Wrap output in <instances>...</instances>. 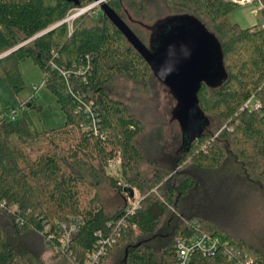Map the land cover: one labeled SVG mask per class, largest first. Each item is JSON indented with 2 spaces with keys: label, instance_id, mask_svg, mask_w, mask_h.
<instances>
[{
  "label": "trees",
  "instance_id": "trees-1",
  "mask_svg": "<svg viewBox=\"0 0 264 264\" xmlns=\"http://www.w3.org/2000/svg\"><path fill=\"white\" fill-rule=\"evenodd\" d=\"M92 3L0 0V77L20 94L26 88L20 64L32 60L65 115L64 126L39 131L26 110L36 107L35 100L0 111V264H31L27 256L45 264L42 255L60 247L55 223L70 217L83 224L65 250L53 253L54 264H86L101 236L114 243L98 264H177L175 244L193 221L222 245L214 255L194 254L191 264H237L243 253L264 264L261 251L229 235L215 208L208 211L217 186L226 194L264 180V0H255L262 17L248 28L231 21L237 4L226 0H108L149 46L164 38L158 26L178 17L193 19L215 37L224 74L199 91L204 122L197 139L187 136L178 105L170 128L149 130L113 97L121 78L147 93V102L158 98L156 82L164 84L101 10L65 22ZM253 96L261 109L242 111ZM113 159L120 162L117 176L110 174ZM144 163L154 167L151 176L143 174ZM234 164L249 166L255 179L235 173ZM126 188L139 193L134 214L127 211ZM104 190L118 199L109 202ZM28 234L40 235L42 246L23 243ZM226 243L240 256L230 258Z\"/></svg>",
  "mask_w": 264,
  "mask_h": 264
},
{
  "label": "rangeland",
  "instance_id": "rangeland-1",
  "mask_svg": "<svg viewBox=\"0 0 264 264\" xmlns=\"http://www.w3.org/2000/svg\"><path fill=\"white\" fill-rule=\"evenodd\" d=\"M105 2H108V0ZM254 2L255 0H251L250 3L237 4L230 15L231 21L237 23L241 28L256 26L261 21L262 16L259 14L261 9L256 7ZM95 4V2L91 4L93 5L91 10H101L100 6ZM74 14L75 13H71L67 19ZM93 14V16L96 14L99 15V11H94ZM188 21L189 18L184 17L172 18L159 29L157 34L164 33L166 29L173 25L185 24ZM143 42L149 46L148 37L146 38L145 36ZM149 48L152 51L156 49L154 46H149ZM20 71L26 84L25 90L20 94L13 91L6 77H0V111H3L6 107L18 109L23 103L28 102L32 98V100H35L36 107H27L26 110L27 115H29L28 117H30L36 129L42 131L64 126L65 115L62 113L54 95L44 86L41 70L34 65L32 60L28 59L20 64ZM34 86L39 88L37 93L33 90ZM113 90V97L125 102L129 106L131 112L141 119L146 126H149V130L156 128L161 129V126L170 128V122H172L171 112L177 107L178 101L173 97L167 87L157 81L155 90L158 98L155 99L151 97L148 102L144 100L147 93L135 86L128 79H119L114 84ZM20 120L21 117L15 121L18 122ZM169 128L165 129L166 132H163L170 134ZM165 133V137L169 136ZM233 166V169L236 170L235 173L240 176L250 181L255 179L251 174L249 166L246 165L242 167L240 164H234ZM242 168H247V172ZM141 170L146 176H151L154 172V167L150 166L148 163H144L141 166ZM110 174L117 176L118 166L116 170L110 171ZM248 175H250L252 179H249ZM255 181L258 183L252 190L248 188L249 186L242 189L239 185H236L226 194H223V192H225L223 189L218 193L219 186H217L213 192L217 194L210 203L211 210L208 211L209 213H214L215 208L217 213H219L218 220L224 222L226 219L224 225L228 227L229 235L248 243L249 246L258 249L264 254V180L258 181L255 179ZM103 192L106 194L109 202L118 199L116 195L109 192V190H104ZM134 192L135 194L132 202H137L139 200V193L137 190H134ZM247 192L250 194L249 198H245ZM230 193H232L231 196ZM8 221V223L12 225L11 220ZM14 239L19 240L17 237ZM23 239L25 240L23 243H26V245L41 247L43 244L40 235L28 234L23 237ZM47 253L49 252L42 255L41 261H44L45 264H54L52 256ZM26 260L31 264L40 263L29 256L26 257Z\"/></svg>",
  "mask_w": 264,
  "mask_h": 264
},
{
  "label": "water",
  "instance_id": "water-1",
  "mask_svg": "<svg viewBox=\"0 0 264 264\" xmlns=\"http://www.w3.org/2000/svg\"><path fill=\"white\" fill-rule=\"evenodd\" d=\"M65 1L77 6L80 4V0ZM93 1L140 54L155 76L169 88L178 101L177 116L187 136L191 139L199 138L204 122L203 113L199 108V91L204 83H217L224 74L223 57L215 37L189 18L185 24L173 25L166 29L165 34H161L163 40L160 38L156 49L152 51L128 28L106 0ZM160 28L161 26L158 30ZM125 192L130 198L134 197V189L126 188Z\"/></svg>",
  "mask_w": 264,
  "mask_h": 264
},
{
  "label": "built area",
  "instance_id": "built-area-1",
  "mask_svg": "<svg viewBox=\"0 0 264 264\" xmlns=\"http://www.w3.org/2000/svg\"><path fill=\"white\" fill-rule=\"evenodd\" d=\"M249 1L251 2V0H226V2H233L236 4H246L250 3ZM92 7L93 5H90L86 8L76 10L74 12L75 14L72 15L69 20H73L74 18L83 15L84 13L90 11ZM33 88V90L37 93L39 88L37 86H34ZM260 109L261 103L257 101L253 96L245 102L241 110L255 112L259 111ZM86 112L92 118L93 125L96 126V119L94 114H92V109L90 106H86ZM119 163L120 162L118 159L110 160L109 168L112 170H116ZM112 170L110 171L112 172ZM128 203L130 205L129 209L127 210L128 213L134 214L135 210L138 207L139 200L137 202H132V199L129 198ZM55 224L60 232V247L57 248L55 251H49V253H47L51 256L53 255V253L59 252V250L63 251L69 246L73 234H75L80 229L83 224V221L81 218L78 217H70L68 222H56ZM188 227L192 228V230L184 234V236L182 237L179 236L175 244L177 264H191V260L194 254L198 253L203 256H210L214 255L220 249V245H222V241L220 240V238L216 236V234H212L202 230L200 223L193 221L188 224ZM49 228V226L46 227V233L48 232ZM113 243L114 239H112V237H110L109 239L103 238L101 236V238L97 241L95 248L92 250V252L88 254L86 264H98L100 258L106 253L108 247H110ZM224 247L227 249V254L230 258H236L240 256V251L235 250L234 247L228 245V243H226ZM237 264L257 263L253 260L252 256L247 253H243V259L240 260L239 263L237 262Z\"/></svg>",
  "mask_w": 264,
  "mask_h": 264
}]
</instances>
